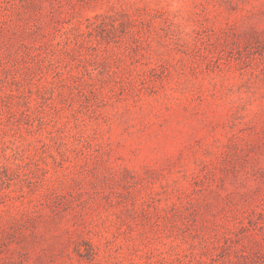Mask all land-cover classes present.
I'll return each mask as SVG.
<instances>
[{
	"label": "rangeland",
	"instance_id": "1",
	"mask_svg": "<svg viewBox=\"0 0 264 264\" xmlns=\"http://www.w3.org/2000/svg\"><path fill=\"white\" fill-rule=\"evenodd\" d=\"M0 264H264V0H0Z\"/></svg>",
	"mask_w": 264,
	"mask_h": 264
}]
</instances>
